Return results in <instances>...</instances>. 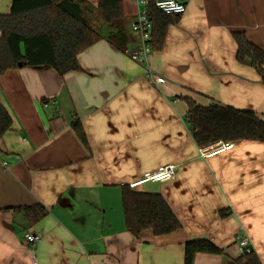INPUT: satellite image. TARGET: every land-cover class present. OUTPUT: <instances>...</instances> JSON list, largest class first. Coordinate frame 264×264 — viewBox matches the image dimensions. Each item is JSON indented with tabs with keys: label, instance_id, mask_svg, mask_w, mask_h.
<instances>
[{
	"label": "crops",
	"instance_id": "obj_1",
	"mask_svg": "<svg viewBox=\"0 0 264 264\" xmlns=\"http://www.w3.org/2000/svg\"><path fill=\"white\" fill-rule=\"evenodd\" d=\"M121 1L132 32L140 7ZM12 3L0 0V14ZM235 31L264 49V0H188L164 47L144 63L126 53L136 36L126 51L104 37L79 53V71L60 75L44 64L0 74V103L12 118L0 139V264H32L28 231L42 235L38 264H184L192 239L224 249L198 253L195 264H229L242 254L238 236L264 264V142L235 141L201 157L186 118V97L264 118V83L237 60ZM150 69L167 82L150 81ZM170 163L179 166L173 179L138 189L161 193L182 227L135 236L125 226L122 185ZM37 203L50 212L30 226L14 207Z\"/></svg>",
	"mask_w": 264,
	"mask_h": 264
},
{
	"label": "trees",
	"instance_id": "obj_2",
	"mask_svg": "<svg viewBox=\"0 0 264 264\" xmlns=\"http://www.w3.org/2000/svg\"><path fill=\"white\" fill-rule=\"evenodd\" d=\"M153 21V49L164 47L168 28L180 17L149 8ZM101 21L103 28L96 27ZM106 30V33L104 32ZM109 32V33H108ZM0 74L26 65H50L60 75L82 69L78 55L95 42L106 37L120 50L126 51L134 34L123 11L121 0H13L11 10L0 14ZM237 60L256 69L264 83V49L251 42L245 32L235 31ZM187 122L197 145L207 146L219 140L264 142V118L255 111L219 104L201 105L185 98ZM73 126L87 144L86 133L79 119ZM12 128V118L0 103V139ZM122 208L126 229L135 236L151 229L155 235L174 232L182 222L167 199L158 192L134 189L122 185ZM24 213L30 226L45 218L50 210L42 203L14 207ZM227 216L226 209L220 210ZM198 253L222 254L224 249L209 239H192L184 245V264H195ZM236 264H262L252 249L234 260Z\"/></svg>",
	"mask_w": 264,
	"mask_h": 264
},
{
	"label": "built area",
	"instance_id": "obj_3",
	"mask_svg": "<svg viewBox=\"0 0 264 264\" xmlns=\"http://www.w3.org/2000/svg\"><path fill=\"white\" fill-rule=\"evenodd\" d=\"M152 1L155 7L164 13L182 15L186 11V4L188 0H136L140 9L135 20L131 24V31L139 41L137 48L129 49L126 51V53L134 61L140 63L146 62L154 51L152 45L153 21L151 20L149 14V8ZM148 77L154 84H163L167 82L165 77L152 72L151 69L149 70ZM234 146V141L219 140L210 145L200 147L199 153L201 157L206 158L220 152L231 150L234 148ZM2 164L4 167H7L6 161H3ZM178 169L179 166L177 164L170 163L163 165L155 171L144 174L141 179L130 183V186L134 189H138L149 181L171 180L175 177ZM41 237L42 235L39 232L28 231L25 233V243L27 248L30 249V258L32 260V264H38L35 249ZM238 244L242 254L245 252H250L253 249L247 237L238 236Z\"/></svg>",
	"mask_w": 264,
	"mask_h": 264
},
{
	"label": "water",
	"instance_id": "obj_4",
	"mask_svg": "<svg viewBox=\"0 0 264 264\" xmlns=\"http://www.w3.org/2000/svg\"><path fill=\"white\" fill-rule=\"evenodd\" d=\"M229 264H236L235 261H231Z\"/></svg>",
	"mask_w": 264,
	"mask_h": 264
}]
</instances>
